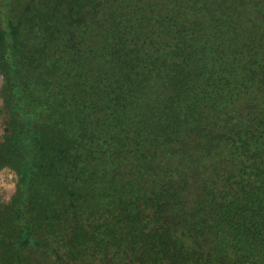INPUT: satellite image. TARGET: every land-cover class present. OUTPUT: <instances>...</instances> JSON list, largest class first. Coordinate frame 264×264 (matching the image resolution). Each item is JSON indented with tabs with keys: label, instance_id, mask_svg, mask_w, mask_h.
I'll return each mask as SVG.
<instances>
[{
	"label": "trees",
	"instance_id": "obj_1",
	"mask_svg": "<svg viewBox=\"0 0 264 264\" xmlns=\"http://www.w3.org/2000/svg\"><path fill=\"white\" fill-rule=\"evenodd\" d=\"M0 264H264V0H0Z\"/></svg>",
	"mask_w": 264,
	"mask_h": 264
},
{
	"label": "rangeland",
	"instance_id": "obj_2",
	"mask_svg": "<svg viewBox=\"0 0 264 264\" xmlns=\"http://www.w3.org/2000/svg\"><path fill=\"white\" fill-rule=\"evenodd\" d=\"M1 83V78H0ZM16 184V176L10 171L0 172V201L5 202L13 194Z\"/></svg>",
	"mask_w": 264,
	"mask_h": 264
}]
</instances>
